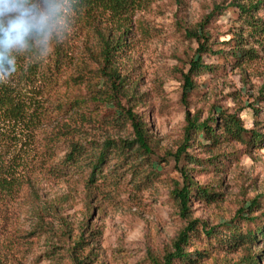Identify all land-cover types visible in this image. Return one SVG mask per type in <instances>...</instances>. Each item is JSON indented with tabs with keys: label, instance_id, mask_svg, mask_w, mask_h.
<instances>
[{
	"label": "rangeland",
	"instance_id": "rangeland-1",
	"mask_svg": "<svg viewBox=\"0 0 264 264\" xmlns=\"http://www.w3.org/2000/svg\"><path fill=\"white\" fill-rule=\"evenodd\" d=\"M229 1L148 0L107 28L85 26L58 0L63 14L46 50L34 38L18 55L30 79L9 80L36 114L30 129L0 126L2 162L16 182L0 201V264H154L192 220L200 223L187 247L194 261L175 264H264L263 236L232 249L202 228L223 231L251 216L240 224L245 232L264 219V140L248 143L251 132L264 137V52L235 63L241 22ZM33 3L44 10V0ZM201 42L213 69L194 77L184 101L185 74ZM187 112L199 121L235 116L247 129L244 140L214 143L200 134L179 155ZM75 148L77 162L69 164ZM189 182L214 200L194 196L181 213L175 190Z\"/></svg>",
	"mask_w": 264,
	"mask_h": 264
},
{
	"label": "trees",
	"instance_id": "trees-1",
	"mask_svg": "<svg viewBox=\"0 0 264 264\" xmlns=\"http://www.w3.org/2000/svg\"><path fill=\"white\" fill-rule=\"evenodd\" d=\"M36 0H33V2ZM69 3V9L76 15H78L82 23L87 27H96L97 25L108 26L113 25L115 22L123 21V18L134 13L148 0H67ZM227 8H232L236 13V20L241 22L239 37L236 38L237 44L233 51L235 63L239 65L244 61H252L260 57L259 52H264V0H230ZM221 6H216L215 10L220 11ZM125 33V32H124ZM204 26L201 27V31L195 32V37L198 39L204 38ZM243 34L247 35L244 40ZM103 54L106 56L110 53L108 46V40L105 41ZM248 44H253L252 47L246 48ZM210 51L208 44L201 42L198 54L199 58L194 59L191 62L189 71L185 74L184 84V101H187V94L190 89L194 87V77L201 71H207L211 66L204 64L202 60V53ZM211 52V51H210ZM111 56V55H110ZM108 57V56H107ZM24 60L17 56V72L14 76L22 79V82H28L30 79V72L28 68L24 67ZM186 96V97H185ZM33 104L30 102V98L23 97V93L19 90L18 86L14 85L11 81H7L4 84H0V126L2 124H8L11 128L17 126L32 128V120L35 119L33 113H30ZM131 119L137 134V139L141 146L148 149L143 126L137 121L135 114L131 113ZM221 119V120H220ZM186 126L184 133V141L179 148V155L185 153L194 142L198 141V136L204 134L207 139H211L214 143H221L226 140H239L243 141V135L247 132V129L243 127L242 120L235 116H228L220 113V116H215L206 121H199L198 118L192 116L191 112H187ZM9 133L10 130H9ZM9 138L12 135H8ZM264 140L262 134L257 132H251V138L248 143L254 145H260ZM4 143L3 133L0 132V201L8 196L12 195L16 189V182L12 175L13 169L10 166H6L2 162V144ZM78 149H74L66 158L69 164L77 162ZM105 153H102L99 160L93 167L91 177L96 176V168L105 159ZM179 160V158H177ZM183 175L189 177L185 169H182ZM189 184L184 187L176 189L175 195L179 201L181 213L189 212L191 206V200L194 196L201 197L207 201H213L214 193L205 191L199 186H191ZM259 198L255 199L252 203V208L257 206ZM244 212V211H242ZM251 216H238L236 222L227 226H221L223 231L215 232V228L207 229L203 226V231L207 237H215L216 241H222L224 244L229 245V248H236L239 245L253 244L259 238L264 237V219L261 223L256 224L254 228H247L244 232L241 222L255 221ZM200 231V223L198 220H192L184 227L179 233L176 241L174 242V250L169 252L163 257V261L154 260V264H175L176 262L190 261L193 262V258L190 257L187 247L192 243L191 239L197 236ZM198 254L203 255L202 252Z\"/></svg>",
	"mask_w": 264,
	"mask_h": 264
},
{
	"label": "clouds",
	"instance_id": "clouds-1",
	"mask_svg": "<svg viewBox=\"0 0 264 264\" xmlns=\"http://www.w3.org/2000/svg\"><path fill=\"white\" fill-rule=\"evenodd\" d=\"M43 11L33 0H0V84L17 72V56L31 48L37 38L46 50L49 39L63 14L58 0H44Z\"/></svg>",
	"mask_w": 264,
	"mask_h": 264
}]
</instances>
